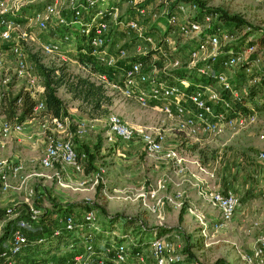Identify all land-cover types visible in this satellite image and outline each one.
<instances>
[{"label":"rangeland","instance_id":"1","mask_svg":"<svg viewBox=\"0 0 264 264\" xmlns=\"http://www.w3.org/2000/svg\"><path fill=\"white\" fill-rule=\"evenodd\" d=\"M136 1L110 0L115 11L110 21L112 28L116 31V35L112 41L107 43L108 53L106 54V58L99 61L98 69L95 71L89 65L81 62L77 57L78 44L81 40L80 23L74 24L70 29V32L75 36L76 45L64 42L58 53H46L43 50L45 43L55 41L62 35V30L57 26L55 19L59 14L69 11L70 5L67 0H59L56 4L55 11L50 16L54 21L47 30H42L35 23H28V21L21 19V29H26L31 33L30 38L21 40L27 51V61L30 71L35 74L40 72L39 62L48 65L65 64L69 70L82 74L89 73L97 80L98 72L108 71L113 82L119 81L128 60L140 51L139 44L142 43L143 47L151 48L149 43L141 40L142 37L139 35V31L128 30L124 21L130 16H138L141 25L144 26L148 33L153 34L157 43L158 41L161 43L163 37L166 35L171 38L170 42H164L162 44L163 48H161L164 51L167 50L171 58L169 57V59L165 60L163 50L158 48L149 60L150 68H162L164 63H168L170 59L177 56H181L183 62H186L190 50L197 45L199 36L193 35V32L182 35L177 29L178 23L169 25L168 19L162 17L164 12L167 11L166 2L147 0L145 3L147 4V12L143 15H137ZM203 1L205 2L204 6L209 8L210 12L218 13L215 24L222 34L223 44L230 42L237 53L243 52L245 55H251L253 58L264 57V46L256 43L253 44L252 42L257 36L264 34V0ZM45 2L46 0H23L24 5L36 11H41L42 16L49 12V10H46L49 2ZM13 4L10 0H0V14L2 13V9L10 11L14 8ZM173 11L176 12L178 20L184 19L185 15L183 13L176 11V9H173ZM189 12L192 14L194 12L193 8H189ZM224 12L238 15L241 23L236 25L235 22L222 19L220 15ZM74 36L72 37L73 39ZM2 48L5 66L0 70V80L5 76H9L8 91L14 95L21 88L26 89L28 84L27 72H17L14 60L10 52L7 51V47L2 45ZM199 55H203V52ZM112 57L116 63L109 65L108 59ZM186 70H188L187 73H190L191 76L196 75L193 71ZM158 72L168 80H179L176 75L185 73L182 72V68H175L172 64L168 65L166 71L159 69ZM227 72L233 76L236 86L245 94V101L253 100V92H250L249 82L257 73L255 68L249 66L247 69L240 65L227 69ZM43 81V77L40 78L39 84L42 85ZM36 90L41 94L38 86ZM108 91L112 93L114 99L109 109L103 114L90 117L79 107L80 100L74 98L64 85L58 88V93L67 105L68 115L71 119L69 130L71 133H68V135L72 134V138L79 150L84 151L86 147H89L98 156L96 162L99 167L92 168L91 170H87L86 168L77 169L72 163L66 166H57L58 168H62V179L70 182L71 185L60 182L57 176L49 177V179L43 181L44 179H40V176L32 173L29 176L24 175L27 170L33 172L36 168H42L39 159L45 150L48 140L47 135L52 126L51 117L48 114L44 116V113H41L39 115L40 120L36 121L38 127L42 125L38 140H34V142L25 141L19 145L9 142L12 148L10 149L9 147L10 150L3 153L2 158L5 161L3 162V166L0 165V208H5L6 211L11 213L9 215L6 214L5 217L0 216V244L6 242V237L4 238V236L9 218L30 215L31 205L39 207L41 215L47 216L46 223H42L40 218L35 220V227L29 230L31 239L38 236L37 234H45L44 232L48 229L47 225L50 227L59 226L60 222H58L56 216L58 214L53 213L49 218L51 213L49 209L53 205L50 196H53L60 203L72 205L70 210L78 215H82L89 208H94L101 225L108 229H114V232H109L110 230H108L106 237L115 236L116 233L121 232L124 227L125 215L132 216L135 218V221L137 220V222H133V230L138 229L141 224H144L146 227L152 228L155 231L154 233L180 242L183 250L187 243H190L195 253V257H193L195 258V264H214L217 261H219L218 264H248L243 258L241 251H252L254 245L257 244L259 236L264 231V195L262 191L254 192L252 196L253 206L245 199L241 201L244 198L241 192L239 195V207H237L233 215L234 218L229 224L212 233L208 238L211 240L210 243L204 245L202 242L203 236L200 233L199 220L188 208L191 200H194V198L199 203L203 201L197 194L196 186H191V183L186 180L183 182L188 193L180 197L184 206L182 207L181 204L178 206L179 208L170 207L167 213H165L164 218L162 215L164 220L161 223L160 212L156 210L150 213L146 207L144 208L143 197L138 195V192L149 188L152 181L159 175L166 174L169 177L168 174L173 173L170 170L165 171L166 168L163 170L165 163H160L157 169H152L154 164L150 162L147 152L142 149L138 140L123 141L115 136L110 138L108 114L110 111H117L131 123L143 122L150 125L155 131L162 133L165 147L176 146L186 157L183 163V171H178L179 175L177 174L180 178L187 175V164L191 162V158L199 159V156H203L204 161L212 162V167L215 168V175L221 178V173L226 169V166L234 165L236 169L250 168L251 166L258 165L260 159L264 158V137L260 135L264 131V102L260 101L255 105L258 115L257 120L246 127L239 128V131L233 135L231 134L232 129L227 128L222 133L201 132L198 136H192L186 131L178 129L177 117L166 114L160 107L159 102L150 100V102L143 103L135 97L127 96L119 87L108 88ZM243 109L248 110V105L243 106ZM25 124L23 123L20 128L21 130L18 129L21 131V134H24ZM67 132L65 131L64 133ZM12 134L11 132L8 136L4 137L0 133V138L7 139L12 137ZM201 137L202 139H200ZM11 151L23 152V154H27L29 157H24L22 153H19V157H17ZM19 163L22 166L17 170V173H14V165ZM101 167V172H98ZM197 171L202 175L212 177V173L209 171H203L199 167ZM2 172L7 173V177L12 182V185L7 189L2 188ZM131 177L137 178L134 181L136 185H133L136 187L125 188L127 181H124V179ZM25 178L26 180L22 182ZM80 178L87 179L86 186L78 187L74 184ZM221 181H223L222 178ZM31 188H33V191H31ZM173 188H175L174 183L171 177H169L167 187L162 192H171L170 190ZM9 207H12L13 211H9ZM252 207L255 209L261 207L259 211H262V215L259 227L253 226V218L255 217L253 214L255 213ZM44 211L46 213L42 214ZM182 211L183 215L180 217ZM109 214L120 216L110 219L107 216ZM248 215H250V218H248ZM160 225L168 228H159ZM248 228H251V230L248 231ZM80 241L81 239L77 240V242ZM45 244L48 245V243ZM69 246L70 243L60 241L58 246H51L52 249L49 247L47 252H37L35 258L40 259L67 254L70 251ZM21 256L27 260L32 259L31 256H27L25 249Z\"/></svg>","mask_w":264,"mask_h":264},{"label":"built area","instance_id":"2","mask_svg":"<svg viewBox=\"0 0 264 264\" xmlns=\"http://www.w3.org/2000/svg\"><path fill=\"white\" fill-rule=\"evenodd\" d=\"M10 1L14 3V8L10 11L2 9L0 14V70L5 66L3 45L10 52L17 72H27L26 89L37 97L34 110L38 111L45 108V101L41 97L45 84L44 81L42 85L39 84V79L43 77L41 72L35 74L29 69L27 51L21 40L30 38L31 33L26 29H21V19L28 23H35L42 30H47L54 21L50 16L54 13L59 0H46L45 3L49 2L46 6L49 12L44 16L41 15V11L24 5L23 0ZM146 1H136L137 15L147 12ZM159 1L166 2L168 6L174 0ZM67 2L70 5L69 11L59 14L55 19L57 26L62 30V35L55 41L45 43L44 52L58 53L64 42L76 45L75 36L70 29L74 24L80 23V32L85 33L87 37L82 51L90 53L99 63L100 60L106 58L107 43L112 41L116 35L110 21L115 14L112 3L110 0H67ZM167 6L164 15H167L169 24L178 23L177 29L182 35L193 32V35L199 36V41L196 45L198 47L194 46L190 50L186 62H183L181 56H177L170 59L168 63H164L159 69L166 71L168 65L172 64L175 68L189 69L196 75L191 76L186 71L184 74L176 75L179 80H168L159 74V69L156 67L145 68L141 60L131 58L124 67L119 81L113 82L108 71L98 72V80L103 82L107 88L119 87L127 96L135 97L143 103L150 102V100L159 102L166 114L177 117L178 129L192 136H198L201 132L222 133L227 128L246 127L255 122L258 117L255 105L257 102H264V87L260 86L264 78V57L253 58L243 52L237 53L230 42L223 44L222 34L215 24L218 13H203L199 16V5L195 1L181 0L177 2L175 9L183 13L185 17L178 20L176 12H170ZM26 8L28 12L24 14L23 9ZM189 8H193L192 14L188 13ZM124 23L129 31H139L141 40L149 43L150 49H161L164 42H170L171 38L166 35L161 43L159 41L157 43L153 34L148 33L141 25L138 16H130L125 19ZM138 47L140 51L137 55L150 50L143 47L142 43ZM161 50H163L165 60L169 59L168 51ZM202 52L203 55H199ZM246 62L248 63L247 69L252 66L257 72L249 82V89L251 86L255 91L251 101H245L243 97L245 94L236 86L233 76L227 72V69ZM114 63L116 61L113 57L108 59L109 65ZM9 79V76H5L0 80V108L5 103ZM37 86L41 94L37 92ZM245 105H248V110L243 109ZM50 117L52 126L47 135L45 150L40 157L42 168H36L31 173L41 178L57 176L60 182L70 184L62 179L59 169L54 172L47 169L56 166L57 163L63 166L72 163L77 169H84L87 153L85 151L79 153L72 134L68 135L71 133L69 131L71 119L68 113L60 116L50 115ZM108 123L110 138L115 136L123 141L138 140L147 153H161L175 165L178 171H183L185 155L176 146L165 147L162 133L155 131L150 125L143 122L131 123L117 111L109 112ZM22 125V121H12L4 117L0 133L4 137L8 136L12 130L20 129ZM65 131L68 132L64 133ZM260 135L264 137V131ZM4 161V158L0 159V165L3 166ZM21 166V163L14 165V173H17ZM101 170L102 167L98 172ZM2 177V188L7 189L12 185L11 179L5 172H2ZM25 180L26 178L22 182ZM86 181V178H80L74 184L78 187L86 186ZM168 181L167 175H161L157 177L152 186L138 192V195L143 197V203L151 210L158 211L161 204L168 200H176V196L172 193L162 192L166 189ZM202 194L219 210L216 218L209 219L205 212L191 209L199 220L202 242L208 245L210 235L233 218L239 204V195L232 188H204ZM9 211H13L12 207H9ZM40 217L41 209L33 205H31L30 215L17 217L9 238L0 249V264H195V260L189 258L188 252L183 250L180 242L164 235L140 241L137 229L132 228L124 233L123 238H119L118 233L109 237L102 235L103 226L94 208L87 209L82 215L71 210L57 215L60 225L54 227V234L60 233L62 229L78 231L77 235L70 239V251L67 254L27 260L21 254L30 239L29 230L35 227V220ZM160 217V222L163 223L161 214ZM111 232H114V229ZM44 238L43 235L39 237L40 240ZM79 239L81 241L77 242ZM241 254L248 264H264V231L252 251H241Z\"/></svg>","mask_w":264,"mask_h":264},{"label":"trees","instance_id":"3","mask_svg":"<svg viewBox=\"0 0 264 264\" xmlns=\"http://www.w3.org/2000/svg\"><path fill=\"white\" fill-rule=\"evenodd\" d=\"M179 1L181 0H174L167 6V8L170 9L169 10L170 12H172L173 9H175V5ZM184 1H195L200 6L199 14H198L199 16L202 15L203 13H210V9L204 6L205 2L203 0H184ZM23 10H24L23 11L24 14L28 12V9H23ZM166 16L167 15H163L162 17L167 18ZM220 16L222 19L226 21L235 22L236 25H239L241 23V20L238 17V15H231L227 12H224ZM80 37L81 40L79 41L78 44L79 49H78L77 57L81 62H83L86 65H89L95 71L98 69V64H99L98 60L90 53L82 51V48L85 42L87 41V37L85 33H81V32H80ZM252 42L253 44L256 43L261 46H264V34L257 36L254 40H252ZM157 50L158 49L156 48H152L144 54L135 55L133 59L141 60L144 63L145 68H150L149 60L153 57V55ZM247 64L248 63L246 62L242 66L246 67ZM39 65H40L39 70L43 75L44 84H45L44 91L41 95V97L45 101V108L38 111L34 110V105L37 101V97H35L29 89L21 88L14 95L10 94L8 91L6 94L5 103L0 108V112L4 113L7 119L12 121H16V120L23 121L26 118L39 116L41 113L59 115V116L68 113V107L65 101L63 100V98L58 93V88L61 85H64L66 90L69 91L74 98L80 100L79 107L90 117H95L105 113L114 101L113 95L108 91L107 86L103 82L95 79L89 73L82 74L79 72H73L69 70L65 64L48 65L43 62H39ZM186 71L188 70L182 68V72H186ZM260 86L264 87V78L262 79ZM250 92L251 93L255 92L251 86H250ZM243 97L245 98V96ZM239 103L240 101L238 102V104ZM77 151L79 153L82 152L78 148ZM84 151L87 153L85 168L87 170H91L92 168L99 167L98 163L96 162V159L98 157L96 152L90 149L89 147H86ZM50 199L53 205L52 208L49 209L51 212L49 218L51 217V215H53V213L60 214L70 210L72 206L69 203L68 204L60 203L53 196H50ZM10 213L11 212L6 211L5 208H0V216L5 217L6 214L9 215ZM45 213L46 212L44 211L42 214ZM109 215L107 216L110 219H115V217L118 218L120 216V215L118 216L115 215L109 216ZM182 215H183V211L180 213V217H182ZM17 217L9 218L6 224V228H5L6 233L4 236V238L6 237L5 238L6 241L10 236V232L13 226L16 223ZM124 218L125 219H124L123 230L119 232L117 235L119 238H123L124 233L132 228L133 222H137V220L135 221V218L132 216L125 215ZM40 219L42 223H46L47 216L41 215ZM55 226L50 227L49 225H47L48 228L47 231L44 232L45 234H41L45 237L44 240L39 239V237L41 236L39 234H37L38 236H36L35 238L29 239L28 243L25 246L27 256H31V258L35 259L37 252H42V251L47 252L49 250V247L50 249H52L51 246L54 245L58 246L60 244V241L69 243L71 241L70 239L76 236L78 233L77 230L62 229L60 233L54 234L53 229ZM159 228L167 229L168 227L164 225H160ZM112 229L113 228L108 229L103 226V230L101 234L106 235V233H108V230H110L109 232H111ZM154 232L155 231L152 228H148L144 224H141L140 227L137 229V233L139 235L138 238L140 239V241L150 240L155 236L159 235ZM45 243H48V245H46ZM4 244H0V249L1 247L4 246ZM184 250L188 252L190 259L195 257V253L192 250L190 243H187ZM218 263L219 261L215 262L214 264H218Z\"/></svg>","mask_w":264,"mask_h":264},{"label":"crops","instance_id":"4","mask_svg":"<svg viewBox=\"0 0 264 264\" xmlns=\"http://www.w3.org/2000/svg\"><path fill=\"white\" fill-rule=\"evenodd\" d=\"M43 115L45 116L46 114H43ZM48 115L50 116L51 114H48ZM4 117H5L4 113L0 112V126L2 124ZM39 118H40L39 116H33L30 118H26L25 120L22 121L24 124L26 123L24 125L25 126V130L23 131L24 134H21V131H20L21 129L20 130L14 129L11 131L13 133L12 137L7 138V139L0 138V158L3 157L2 155L5 151H7V150L9 151L12 148V146H10L9 142H13V144L19 145L20 143H24L25 141L34 142V140L39 139L38 137L40 136L39 134H40V131L42 129V125H39V127H38V124L36 122L37 120H40ZM134 123H137V122H134ZM33 125H35V126L32 128ZM239 128L240 127H238V126L233 127L231 130V134L233 135L234 133L239 131L238 130ZM227 138L229 139V137H227ZM200 139H202V137ZM139 143H140V141H139ZM140 145H141V143H140ZM9 147H10V149H9ZM141 147L143 149L142 145H141ZM11 153L16 155L17 157H19V153L23 154V152H18V151H11ZM23 156L26 158L29 157L27 154H23ZM147 156L150 158V162L152 164H154L152 169H157L159 167L160 163H165V165H163V168H164L163 170H165V168H166L165 171L170 170L173 173V174L169 173L168 176L171 177V179L174 183L175 188L170 190L171 191L170 193H172L173 195L176 196V200H174V201L168 200L159 206L158 212H160L159 214L163 215V218L165 217V213H167V211L169 210L170 207L179 208L178 206H180L182 204V199L180 201V197L181 196L183 197V195L185 196L188 194L186 192V187H184V185H183V182L185 180L189 181V183H191V186H196L198 196L203 199V201H200V203L198 201H196L195 198H194V200H191V204L188 206V208H190L189 210L192 211L191 210L192 208L197 209V210H201L207 214L209 219L216 218L219 215V210H218V208H216L215 206L210 204V202L207 200V198L202 194V190L204 188H221V189L232 188L238 193V195H240L242 192L241 195L242 196L244 195V198H242L241 201H243V199H245L247 202L251 203V206H253L252 196L254 195L255 191H262V194L264 195V158L260 159V163L258 165L251 166L250 168H239V169L237 168L236 169V168H234V165L226 166V169L223 170V172L221 173V176H222L221 178L223 180V181H221V178H219L218 175L216 176L214 173L215 168L212 167V162L204 161L203 156H199L200 157L199 159H201L200 161L198 158H191L190 157L191 162H189L187 164V170H188V172L186 173L187 175H185L182 178L177 176V174L179 175L178 169H176L175 165L172 162H170L168 159H166L163 156V154H161V153H158V154L147 153ZM40 165H41V163H40ZM58 165L63 166V165H61V163H57L56 166H54L52 168H48L47 170L50 172H54V171H56V169H59L61 171L62 168H58L57 167ZM66 165H64V166H66ZM198 167L200 169H202L203 171L211 172L212 177L202 175L199 171H197ZM24 172H25V169H24ZM30 173H31L30 170L29 171L27 170L24 173V175L29 176ZM161 175H166V174H161ZM214 175H215V177H214ZM254 178H255V180H253ZM40 179H44L43 181H46L47 179H49V177H43V178L40 177ZM156 179H157V177L154 179V181H152L150 186H152V184L155 183ZM136 180H137V178L134 179L133 177L124 179V181H127L125 183V188L136 187V186H133V185H136V182H134ZM241 201H240V204H241ZM143 206H144V208L146 207L150 213L154 212L153 210L148 208L144 203H143ZM182 207H183V204H182ZM238 207H239V204H238ZM260 208L261 207H259L258 209H255L252 207V209L254 210V213H255L253 215L256 217V218L255 217L253 218V221H254L253 226H257V227L260 226L261 215H262V211H259ZM163 218H162V220H164ZM248 218H250V215H248ZM232 219L225 222L224 225L229 224V222ZM243 220H245V218H243ZM250 230H251V228H248V231H250Z\"/></svg>","mask_w":264,"mask_h":264}]
</instances>
